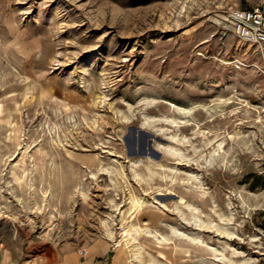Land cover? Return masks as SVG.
<instances>
[{"label": "rangeland", "instance_id": "1", "mask_svg": "<svg viewBox=\"0 0 264 264\" xmlns=\"http://www.w3.org/2000/svg\"><path fill=\"white\" fill-rule=\"evenodd\" d=\"M258 5L0 0V246L264 264V46L221 34Z\"/></svg>", "mask_w": 264, "mask_h": 264}, {"label": "crops", "instance_id": "2", "mask_svg": "<svg viewBox=\"0 0 264 264\" xmlns=\"http://www.w3.org/2000/svg\"><path fill=\"white\" fill-rule=\"evenodd\" d=\"M146 222L157 224L161 220L159 217H153ZM152 235L137 240L136 244L140 246L138 250L135 246L132 248L114 246L113 235L109 234L104 236L103 242L99 241L90 246L84 255L75 247L47 246L38 250L40 253L31 255L22 248L0 246V264H187L186 248L161 246L157 236Z\"/></svg>", "mask_w": 264, "mask_h": 264}, {"label": "built area", "instance_id": "3", "mask_svg": "<svg viewBox=\"0 0 264 264\" xmlns=\"http://www.w3.org/2000/svg\"><path fill=\"white\" fill-rule=\"evenodd\" d=\"M221 34H231L243 42L264 46V5L228 12ZM79 253L84 255L85 250L81 249Z\"/></svg>", "mask_w": 264, "mask_h": 264}, {"label": "bare ground", "instance_id": "4", "mask_svg": "<svg viewBox=\"0 0 264 264\" xmlns=\"http://www.w3.org/2000/svg\"><path fill=\"white\" fill-rule=\"evenodd\" d=\"M180 202H182L183 200L182 199H180L179 200ZM150 229L148 228V227H145V226H140V225H134L133 227L131 226V228H127V229H125L124 230V232H125V244H130L131 242L132 243H134L135 245V248L136 249H140V246H138L137 244H136V240H135V235H133L134 233H149L150 231H149ZM154 234L157 236V238L159 239V240H161V241H164V242H166V241H168L169 239H170V237L169 236H166V235H163V234H160V233H158L157 232V230H154ZM171 234H175V235H178V236H180V235H185L183 232H181V231H179V230H177V229H174V228H171ZM124 236V235H123ZM228 237L229 238H232V235L231 234H229L228 235ZM193 240L194 241H196V242H200V238H199V236H195L194 238H193ZM213 252H214V256H215V259L216 260H224V257H222V253L220 252V251H218V250H216V249H213ZM136 253L137 252H135V257L137 256L136 255ZM215 260V261H216ZM228 262H231L230 264H232V263H234V261H231V260H228ZM249 263V262H248ZM202 264H211L210 262H205V263H202ZM216 264H219V262L218 263H216ZM234 264H245V263H243L242 261L241 262H239V263H234Z\"/></svg>", "mask_w": 264, "mask_h": 264}]
</instances>
